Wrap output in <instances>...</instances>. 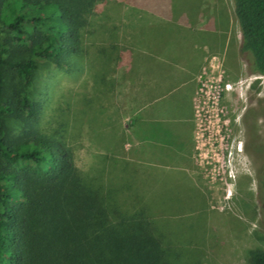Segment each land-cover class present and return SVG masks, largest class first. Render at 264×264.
I'll use <instances>...</instances> for the list:
<instances>
[{
    "label": "rangeland",
    "instance_id": "rangeland-1",
    "mask_svg": "<svg viewBox=\"0 0 264 264\" xmlns=\"http://www.w3.org/2000/svg\"><path fill=\"white\" fill-rule=\"evenodd\" d=\"M138 1L145 9L149 0ZM191 1L196 0H174ZM130 2L97 1L83 27V51L68 69L38 63L31 87V97L41 104L37 127L64 139L80 172H100L121 207L126 195L145 199L154 229L170 245L184 247L183 264H249L248 251L264 249V77L250 69L247 53L229 47L196 79L189 146L168 148L161 138L141 142L145 126L136 111L146 101L136 89L168 90L180 62L193 65L197 54L186 59L187 38L178 36L170 66L136 67L149 61L148 49H157L162 35L159 27L146 25L147 16L133 24L125 8ZM106 25L115 29L106 31ZM198 37L203 38L191 39ZM110 42L115 47L102 53L99 47ZM131 57L133 66L125 68ZM133 76L139 85L129 83ZM178 93L164 94L152 109L175 108ZM16 127L15 119L8 122L12 135Z\"/></svg>",
    "mask_w": 264,
    "mask_h": 264
},
{
    "label": "trees",
    "instance_id": "trees-1",
    "mask_svg": "<svg viewBox=\"0 0 264 264\" xmlns=\"http://www.w3.org/2000/svg\"><path fill=\"white\" fill-rule=\"evenodd\" d=\"M97 1L0 0V264H183L184 247L154 229L145 199L126 195L121 207L100 172H80L64 139L37 127L33 73L41 61L68 69L81 55ZM232 1L238 49L264 77V0ZM248 263L264 264V249L249 250Z\"/></svg>",
    "mask_w": 264,
    "mask_h": 264
},
{
    "label": "crops",
    "instance_id": "crops-1",
    "mask_svg": "<svg viewBox=\"0 0 264 264\" xmlns=\"http://www.w3.org/2000/svg\"><path fill=\"white\" fill-rule=\"evenodd\" d=\"M136 1L139 3L138 0H131L130 5L127 4L125 7L130 10V20H132L133 24L134 21L138 24V20L147 16L148 23L146 25L149 28L151 26L159 27L160 31L158 33L162 35L157 41L159 42L157 49L153 48L154 50L151 51L149 47V61H144L143 59L142 64L137 63L136 67L141 65L148 66L153 62L156 64L160 63V66L164 68L170 66L172 61L170 53L175 50L172 47L175 43L174 38L178 36H180V39L183 36L187 38L190 55H186V59L191 60L193 58L192 54H197L193 65L188 64L187 60L180 62L179 67L177 66L180 70L177 72V76L170 81L172 86L167 88L168 90H160L159 88L157 92L156 89L152 92L150 88L143 89L141 86L136 89L139 91L142 101H146L136 111L137 119L142 118L141 120L144 121L143 125L145 126L140 133L141 140L143 138L141 142H150L152 139L159 141L162 139L166 142L168 148L173 149L182 145L188 147L192 134V98L196 79L212 58H217V55L221 52L228 54V48L231 47L234 50L239 43L240 33L233 13V1L196 0L191 1V5L189 2L175 3L174 0H149L148 4L150 5L147 4L145 9L138 3L135 5ZM161 25H163L164 30H162ZM135 33L132 30L133 36ZM192 36H201L203 38L199 39L198 37L195 40L194 38L191 39ZM140 47L136 51L144 55L145 50ZM168 47L171 48L167 49ZM125 62V68L133 66L132 57L126 59ZM130 78L129 83L136 82L139 85L135 76ZM159 81L164 84L167 82L163 78ZM154 82L157 84L156 80ZM123 83H128L127 79H123ZM176 91H179V95L174 100L175 108H169L170 111L168 112L163 111L165 109H152L153 105L164 97V94H172ZM145 93L147 95L143 98ZM177 100H181L182 104L179 109L176 107L178 104ZM176 161L178 162L180 159L177 158Z\"/></svg>",
    "mask_w": 264,
    "mask_h": 264
},
{
    "label": "built area",
    "instance_id": "built-area-1",
    "mask_svg": "<svg viewBox=\"0 0 264 264\" xmlns=\"http://www.w3.org/2000/svg\"><path fill=\"white\" fill-rule=\"evenodd\" d=\"M228 86V84H225V88Z\"/></svg>",
    "mask_w": 264,
    "mask_h": 264
}]
</instances>
